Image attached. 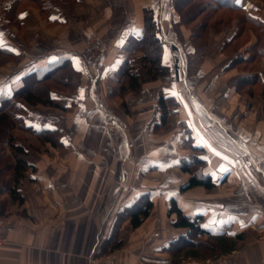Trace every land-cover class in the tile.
<instances>
[{"label": "crops", "instance_id": "0c3cea01", "mask_svg": "<svg viewBox=\"0 0 264 264\" xmlns=\"http://www.w3.org/2000/svg\"><path fill=\"white\" fill-rule=\"evenodd\" d=\"M76 2L69 0L65 5L54 0L44 17L24 0H0V50L17 55L14 41L29 47L26 55L0 66V101L21 86L28 70L69 58L79 72L71 94L52 93L68 106L56 118L46 117L53 114L48 107L24 104L26 125L58 128L63 148L47 144L48 153L35 158V170L28 169L26 180L17 186L22 201L7 203V243L0 247V264H171L164 248L187 232L171 226L166 212L172 197L184 214L201 216L200 225L211 234H245L235 256L237 264H264V117L252 122L249 110L244 115L240 112L241 96L228 84L238 73L235 68L223 69L228 56L221 45L213 49L210 42L211 37L220 42L230 34L229 40L234 25L230 30L210 32L204 62L192 74L186 73L184 62L185 53L193 51L189 32L181 26V39L164 35L162 63L173 78L145 83L137 95L126 94L125 114L114 100L106 98L114 86L109 76L130 55L126 42L140 38L144 7H157L161 31L162 23L170 29L172 21L165 22L168 15H163L164 21L162 17L165 0H115L113 6L110 0ZM235 3L264 23L261 0ZM112 14L115 20L109 19ZM171 14L174 21L175 14ZM248 36L251 46L256 37L251 32ZM214 55H218L219 70L214 66L205 71L203 65H211ZM258 67L264 82V62ZM159 95L172 97L176 106L166 125L154 131L160 116ZM254 102L262 107L261 99ZM32 110L44 112L45 117H33ZM183 125L192 145L202 151L195 154L180 148L187 138ZM192 155L205 161L204 173L218 179L225 172V182L209 195L201 187L176 194L189 177L178 165ZM129 161L126 171L123 163ZM221 188L227 189L226 194L219 192ZM143 190L153 191V200L162 207L155 216L152 209L137 228L120 231L122 250L94 258L99 244L111 234L116 213ZM107 204L116 206L109 209Z\"/></svg>", "mask_w": 264, "mask_h": 264}, {"label": "trees", "instance_id": "16d2710c", "mask_svg": "<svg viewBox=\"0 0 264 264\" xmlns=\"http://www.w3.org/2000/svg\"><path fill=\"white\" fill-rule=\"evenodd\" d=\"M27 4L34 6L40 13L46 17L49 5L46 0H24ZM18 4V3H17ZM172 7L176 12L178 19L171 24V35L169 38L177 40L181 39V31L179 27H186L190 30V41L193 46L191 53H185L186 73L192 74L201 66L205 52L207 50L208 32L211 30L219 33L229 26L232 20H235L237 31L232 35L228 42L223 43L221 51L225 53L231 43L243 38L246 43L249 41V32L255 37L256 41L248 48L255 50V55L250 58H242L238 54L233 59H229L223 66L224 70L236 68L242 63L250 62L252 58L264 57V36L257 37L258 32L264 33V23L250 16L244 9L239 7L235 0H172ZM157 7L146 6L142 10V34L139 39L133 40L131 43V51H139L141 55L137 58L126 57L119 69L113 73L118 87H114L110 92V98H119L122 100L121 105L128 113L125 107L124 96L126 94L137 95L144 83L160 80L170 81L173 77L169 67L162 63V47L164 39L162 38L158 17ZM202 14L201 20H195V17ZM173 27V28H172ZM259 41L262 43L259 45ZM245 43L236 49H240ZM172 50L176 51V47L172 46ZM22 52H19V55ZM17 55L7 50H0V66L8 60H14ZM232 55V54H231ZM229 56V55H227ZM5 58V60L3 59ZM257 60V59H256ZM255 60V61H256ZM174 71L177 72L178 64L176 59ZM236 65V66H235ZM63 72L62 74H60ZM264 76V71H263ZM79 72L74 69L69 58L60 59L57 62L49 63L43 69L30 70L21 77V86L11 92V94L0 101V216L5 217V207L7 203L21 202L22 198L17 191V186L22 184L26 177L24 173L35 168L32 156L19 143H15L11 134V129L16 126L24 131L28 129L34 133L35 138L39 139L41 145L49 143L55 149H62L63 145L60 141V133L57 129H44L34 132L31 126L24 125L22 119L16 115L22 110L18 101H22L28 106L41 105L43 107L67 109L66 103L56 100L52 97L53 91L68 90L73 91L78 84ZM112 81V80H111ZM229 87L236 94H246L253 97V86L263 85L260 75L256 70L253 73L241 71L240 74L230 79ZM42 89H39V87ZM260 99L262 100V112L264 113V89H260ZM157 104L160 111L159 122L154 125L153 130H161L167 122L170 115H174L172 108L176 106V102L172 97L158 96ZM185 134L187 138L183 143L189 141V148L193 153L202 151L201 147L192 145V139L185 125ZM3 146L9 150L11 159H8L2 153ZM205 161L192 155L184 158L179 163V170L189 174V177L178 188L180 193L187 190L201 187L205 191H210L217 185L225 182V177L214 178L209 173L203 172ZM154 192L151 190H143L137 199L124 209L120 210L116 215L112 224L111 234L104 239L96 249L94 258L106 257L107 255L119 250L123 246V241L118 239L121 226L128 220L130 229H135L148 217L153 207ZM5 196V197H4ZM6 198V199H5ZM168 218L171 220V226L176 229H186L187 232L178 235L172 240L168 246L164 248L165 253L171 257V264H179V258L204 259L203 251L208 252V256H216L214 253L219 252L221 255L227 254L237 248L236 242L244 240V233L233 236L223 234H211L200 225L202 220L199 215L184 214L177 205L175 198L169 200L167 212ZM209 240L216 241L215 246L208 245Z\"/></svg>", "mask_w": 264, "mask_h": 264}, {"label": "rangeland", "instance_id": "374dc122", "mask_svg": "<svg viewBox=\"0 0 264 264\" xmlns=\"http://www.w3.org/2000/svg\"><path fill=\"white\" fill-rule=\"evenodd\" d=\"M59 2L61 1L63 4H65V5H67L66 3H68L69 2V0H58ZM111 1V5L113 6V4H114V2H115V0H110ZM263 3H264V0H261ZM46 3H47V5H50V6H52L53 4H54V0H46L45 1ZM71 2L74 4V5H76V0H71ZM164 9L165 10H162V17H163V15L165 16V15H168V21H165L166 23L168 22V24H169V22H171L170 23V29L168 28V26H167V24H166V27L164 26V24L162 23V31H161V29H160V31H161V35H162V38L164 39L165 38V36H167L168 38H169V34L171 35L172 33H171V24H173V23H175L176 21H177V19H178V16H177V14H176V12L174 11V9H173V7H172V0H165V2H164ZM73 5V6H74ZM172 13L171 15H172V17H173V13L175 14V20L173 21L172 19L170 20V15H169V13ZM160 15L161 14H158V17L160 18ZM205 16V15H204ZM202 14H199V15H197L196 17H195V20L194 21H197V20H201L203 17H204ZM109 19H112V20H115V16H114V14H112L110 17H109ZM163 21H164V17H163ZM236 21L235 20H232V22L230 23V24H228L229 26H227V27H225L224 28V30H230L231 29V27H232V25H234V27H235V32L237 31V26H236V23H235ZM173 28V27H172ZM184 30L185 31H187V32H189V36H190V30L188 29V28H184ZM168 31H169V34H168ZM210 32H213V31H209L208 32V37H209V34H210ZM234 32V33H235ZM250 33V32H249ZM233 34V33H232ZM165 35V36H164ZM213 35V34H212ZM263 36H264V33L263 32H258V34H257V37H259V38H263ZM230 37V34H229V36L227 37V35L224 37V38H221V40H220V42L218 41V42H215L214 40H212V37H211V40H210V42H211V44L212 45H214V47H212L213 49L215 48V46H216V44H217V46L219 47L220 45H221V48H222V46H223V44L222 43H226V42H228L227 40H228V38ZM174 39V38H173ZM20 40V39H19ZM133 40H135V39H133L132 37L126 42V47L128 48V51L130 52V55H128L127 57H131L132 58V56H131V54L133 53V52H139L138 50L137 51H131L132 49H131V43L133 42ZM249 40H250V38H249ZM118 40H116V42H117ZM217 41V40H216ZM165 42V41H164ZM250 41H247L246 43L244 42V40H243V38L241 39V38H239V40H237V41H235V42H233V43H231L230 44V46L228 47V49L225 51V54L226 55H229L228 56V59H227V61L229 60V59H233V58H235V53H237L238 54V56H240V57H242V58H250L251 56H254L255 55V50H253V49H250V48H248L247 50H245L243 47L242 48H240V49H236L237 47H239L240 45L242 46L244 43H245V48H247V46H250V44L249 45H247L248 43H249ZM262 42L261 41H259V45L261 44ZM14 44H15V46H16V54H19V52H22L23 50H24V52H22L21 54L23 55V54H27V51H28V48L29 47H26L25 45H22V44H19L17 41H14ZM208 46V38H207V45H206V48H208L207 47ZM131 49V50H130ZM206 52H207V50H206ZM206 52H205V55H206ZM13 53V52H12ZM140 53V52H139ZM222 53V52H221ZM232 54V55H231ZM234 54V55H233ZM140 55H141V53H140ZM251 55V56H250ZM18 57V56H17ZM138 57V56H137ZM137 57H133V58H137ZM215 57V58H214ZM213 62H212V64L210 65V63L209 64H204L203 65V68H204V70L205 71H207L209 68H211V67H213V70H214V68L216 67L217 68V70H219V65L220 64H218L219 62L216 60L217 58H218V55H214L213 57ZM215 59V60H214ZM257 59V60H256ZM179 60V58H177V61ZM249 60H251L250 62H247V63H242V64H239L238 63V65L236 66V72L238 73V74H240V72L241 71H243V72H246V71H248V73H253V70L255 71L256 70V68H257V71L259 70V67H258V64L260 63V61H263L264 62V57H258V54H256V56H255V58H253V60H252V58L251 59H249ZM256 60V61H255ZM31 60L29 59V62H30ZM210 61H211V59H210ZM184 62H185V59H184ZM203 62H204V60H203ZM202 62V63H203ZM214 63H217V65L216 64H214ZM121 65V64H120ZM179 66V65H178ZM215 66V67H214ZM120 67V66H119ZM29 71V70H28ZM28 71H26V72H28ZM25 72V73H26ZM63 72H61L60 74H62ZM112 75H113V73L109 76V80L111 81L112 80V83L114 84V86H112V88L110 89V91L114 88V87H118V82L116 81V79H115V77L113 76L112 77ZM237 76V75H236ZM235 77V76H234ZM234 77H231V78H234ZM145 84V83H144ZM39 89H42V87L40 86L39 87ZM260 89H264V86L263 85H256V86H253V88H252V91L254 92L253 93V97H249V96H247L246 94H239L241 97H240V100L242 99V102H241V105H240V112L244 115L245 114V112L246 111H250V113H251V116H252V122H254V121H256L257 119H258V117H264V113L262 112V107H261V105H260V107L259 106H257V104H256V102H254V100H258V98L260 97V93H259V91H260ZM74 91V90H73ZM73 91H68V90H60V91H53L52 93H61V94H71ZM109 91V92H110ZM109 92H107V94H106V98H107V100L110 102V101H112V100H114L116 103H117V105L119 106V108L120 109H122L123 110V112L125 113V110L123 109V107H122V105H121V102H122V100L121 99H119V98H110V96H109ZM200 92H202V93H205V91H200ZM51 93V94H52ZM190 98V97H189ZM56 100H60L61 102H63V103H66V101L65 100H63L62 98H55ZM249 99V100H248ZM260 99V98H259ZM18 103H19V105L22 107V110L21 111H18L17 113H16V115L18 116V117H20L21 119H22V117H24V115H22L23 113H22V111H25L24 110V103L22 102V101H18ZM72 105H74V103L72 102L71 103V106ZM41 106V105H40ZM32 107H34V106H32ZM125 107H126V109H127V105H126V103H125ZM67 108H68V106H67ZM109 110H112L111 108H108ZM54 110H56V111H54ZM67 110V109H66ZM65 110V111H66ZM48 111H50L51 113H53V114H50V115H46V117L49 119V120H52V119H54V118H56L57 117V115H58V113L59 112H63V111H61L60 109H55V108H50V110H48ZM76 111L78 112V109H76ZM127 111H128V109H127ZM27 112V111H26ZM31 113H34V114H32V116L33 117H35V116H41V117H45V115L43 114L44 112H41L40 113V111L38 112H34V110H32V112ZM125 114H127V113H125ZM22 123L24 124V125H26V123L24 122V120L22 119ZM252 125H253V123H252ZM27 126H30V125H27ZM32 127V130H34V132H37V131H39V130H44V129H50V128H44V127H33V126H31ZM53 129H57L58 130V128H53ZM11 134L13 135V137H14V141H15V143H19L20 145H22L27 151H28V153H29V155H31L33 158H32V161H31V163H33L34 161H35V158L39 155V154H47L48 153V149H47V147L48 146H50V147H52L49 143H47L48 144V146H46L47 144H45V145H41V142L39 141V139H37V138H35V135H34V133L33 132H31L29 129L27 130V131H24V130H21V129H19L18 127H17V125L16 126H13L12 127V129H11ZM217 138V137H216ZM214 142V141H213ZM218 142V141H217ZM221 144H223V143H225V142H222V141H219ZM193 143V142H192ZM189 144H191V143H189V141L188 142H186V143H183V142H181V145H180V148H182V149H184L185 151H187V152H191V153H193L192 152V150H190V148H189ZM194 146V145H193ZM197 147V146H196ZM52 148H54V147H52ZM1 151H2V153H4V155L6 156V157H8V159H11V156H10V153H9V150L6 148V146H3V148L1 149ZM220 151V150H219ZM186 152V153H187ZM196 154V153H195ZM191 155V154H190ZM197 156V155H196ZM200 158H201V156H200ZM204 158H205V156H204ZM209 158V161H208V165H209V167L213 170V171H215V169L213 168V165H212V163H211V158L210 157H208ZM132 163V162H131ZM130 161L129 162H126V163H123L124 164V167L126 168V171L128 170V168H129V166H130ZM225 163H227V162H225ZM223 165V164H222ZM225 166H226V164H225ZM222 168V167H221ZM224 171H226V170H224ZM124 174H126V173H124ZM213 174V173H212ZM220 175L221 176H224L225 177V172H222L221 171V173H220ZM219 175V176H220ZM127 176H128V172H127ZM226 191H227V189H225V188H221V189H219V192L221 193V194H226ZM228 191H231V190H228ZM178 193H180L178 190H176V194H178ZM206 194L207 195H209L210 194V191H206ZM137 199V198H136ZM135 199V200H136ZM155 201V202H154ZM162 205V203H156V199L155 200H153V207H152V209H153V211H154V216H155V214H156V211H158V207H162L161 206ZM114 206H116V205H114V204H107V205H105V207L107 208H111V207H114ZM122 209H124V207L122 208ZM152 209H151V211H152ZM150 211V212H151ZM119 212V211H118ZM117 212V213H118ZM116 213V214H117ZM152 213V212H151ZM150 214V213H149ZM149 216V215H148ZM1 218H3V220H5V222L7 223V217H2V215L0 216ZM144 222V221H143ZM142 222V223H143ZM141 223V224H142ZM140 224V225H141ZM125 227V228H124ZM122 229H130V227H129V225H128V220H126V224L124 223L122 226H121V229H120V231L122 230ZM131 230H133V229H131ZM120 231H119V233H120ZM130 231V230H129ZM257 236V235H256ZM118 239H120L119 238V234H118ZM122 240V239H121ZM123 241V240H122ZM208 245H213V246H215V244H216V241H214V240H209L208 242ZM236 245H238L237 246V248L235 249V250H233V251H231V252H229V253H227V254H223V255H221L219 252H216V253H214L216 256H214V257H212V256H208V252L207 251H203L202 253V255L204 256V259H189V258H182V257H180L179 258V260H180V262H179V264H208L209 263V259H213V258H219V257H221V258H219V260H221V261H223L222 260V256H225V255H228V254H232L234 257L236 256V254H238V251L241 249V245H242V241H240V242H236ZM123 247V246H122ZM122 247L119 249V250H116V251H120V250H122ZM115 252V251H114ZM113 252V253H114ZM112 254V253H111ZM111 254H109V255H107V256H110ZM106 256V257H107ZM100 258H103V257H99V258H96V259H100ZM156 259H155V261L156 262H158L157 260H159V259H157L158 258V256L156 255V257H155Z\"/></svg>", "mask_w": 264, "mask_h": 264}, {"label": "built area", "instance_id": "2783aa9c", "mask_svg": "<svg viewBox=\"0 0 264 264\" xmlns=\"http://www.w3.org/2000/svg\"><path fill=\"white\" fill-rule=\"evenodd\" d=\"M6 232H7V223L5 222V220H3V218L0 217V246L4 245L7 243V239H6ZM222 260H219V258H213V259H209V263L208 264H237L236 263V259L232 254H228L225 256H222Z\"/></svg>", "mask_w": 264, "mask_h": 264}, {"label": "bare ground", "instance_id": "6f19581e", "mask_svg": "<svg viewBox=\"0 0 264 264\" xmlns=\"http://www.w3.org/2000/svg\"><path fill=\"white\" fill-rule=\"evenodd\" d=\"M6 235H7V232H6ZM6 239H7V237H6ZM5 245V244H4ZM3 246V245H2ZM1 247V246H0Z\"/></svg>", "mask_w": 264, "mask_h": 264}, {"label": "snow or ice", "instance_id": "6c2138e0", "mask_svg": "<svg viewBox=\"0 0 264 264\" xmlns=\"http://www.w3.org/2000/svg\"><path fill=\"white\" fill-rule=\"evenodd\" d=\"M21 18H23V16Z\"/></svg>", "mask_w": 264, "mask_h": 264}]
</instances>
